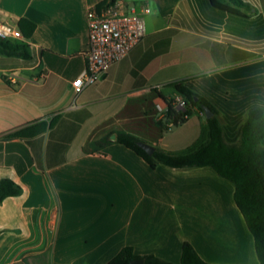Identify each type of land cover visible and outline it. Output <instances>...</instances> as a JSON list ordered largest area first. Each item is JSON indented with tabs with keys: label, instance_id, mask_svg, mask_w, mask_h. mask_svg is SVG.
<instances>
[{
	"label": "crops",
	"instance_id": "obj_1",
	"mask_svg": "<svg viewBox=\"0 0 264 264\" xmlns=\"http://www.w3.org/2000/svg\"><path fill=\"white\" fill-rule=\"evenodd\" d=\"M102 1L0 0V20L35 25L21 41L30 59L0 55V180L22 189L0 203V264H109L125 247L180 264L183 242L208 264H260L231 182L210 167L151 168L116 133L171 155L205 142L197 108L175 130L157 123L155 104L182 81L237 143L248 109H264V0H242V17L208 0H119L150 9L145 35L77 94L86 15Z\"/></svg>",
	"mask_w": 264,
	"mask_h": 264
},
{
	"label": "trees",
	"instance_id": "obj_2",
	"mask_svg": "<svg viewBox=\"0 0 264 264\" xmlns=\"http://www.w3.org/2000/svg\"><path fill=\"white\" fill-rule=\"evenodd\" d=\"M118 1L104 0L99 3L98 8L114 5ZM208 4L213 10L236 17H242L244 15L242 10L247 8V4L242 0H208ZM17 27L25 39H29L35 29V25L26 20H20ZM0 55L24 60L31 58L28 45L21 41L0 40ZM170 86L185 98L187 107L183 114L184 118L183 116L181 118L176 116L170 105L165 118L157 120L162 132L166 133L169 130L166 124L170 120L177 123L180 119L181 123H184L185 117L192 114L193 108H197L202 113L200 107L205 105L214 114L212 118L206 119V141L184 154L171 155L155 149L151 156L138 146L142 141L132 135L117 132L116 142L132 150L151 168H155L157 163L173 168L210 167L220 177L231 182L235 188L234 202L253 236L258 260L260 264H264V147L262 146L264 109L257 105L250 107L240 130L239 141L229 144L224 138L219 112L209 101L189 89L182 81L173 82ZM110 134L111 132L108 135ZM21 193V187L11 180H0V203L8 197L19 196ZM132 260H142L143 264H172L153 255H134L130 247L123 248L109 264H130ZM180 264L208 263L198 256L189 242H183Z\"/></svg>",
	"mask_w": 264,
	"mask_h": 264
},
{
	"label": "built area",
	"instance_id": "obj_3",
	"mask_svg": "<svg viewBox=\"0 0 264 264\" xmlns=\"http://www.w3.org/2000/svg\"><path fill=\"white\" fill-rule=\"evenodd\" d=\"M149 12L148 7H142L135 12H126L117 3L100 9H90L87 12L88 48L83 53L85 68L72 82L75 93L78 94L86 86L94 84L100 74L105 73L112 64L128 55L142 40L146 32L142 15ZM0 40L23 41V35L17 26L0 20ZM10 80L12 81V78ZM170 105L173 108L177 106L181 110L187 107L186 100L181 94L175 96L171 102L160 101L154 106L158 120L165 118ZM180 124H182L180 119L177 123L170 120L166 127L171 130Z\"/></svg>",
	"mask_w": 264,
	"mask_h": 264
},
{
	"label": "water",
	"instance_id": "obj_4",
	"mask_svg": "<svg viewBox=\"0 0 264 264\" xmlns=\"http://www.w3.org/2000/svg\"><path fill=\"white\" fill-rule=\"evenodd\" d=\"M195 100H197V98H195ZM201 111L203 113V115L205 116L206 119H210L214 116V114L212 113V111L205 105H201ZM114 139V136L112 137ZM138 146L140 148H142L148 155H153L155 148L144 143V142H139ZM130 264H143L142 260H132L130 262Z\"/></svg>",
	"mask_w": 264,
	"mask_h": 264
},
{
	"label": "rangeland",
	"instance_id": "obj_5",
	"mask_svg": "<svg viewBox=\"0 0 264 264\" xmlns=\"http://www.w3.org/2000/svg\"><path fill=\"white\" fill-rule=\"evenodd\" d=\"M247 30H248V29L246 28V32H247ZM179 127H180V126H179ZM176 128H178V127H174L173 130H175Z\"/></svg>",
	"mask_w": 264,
	"mask_h": 264
}]
</instances>
